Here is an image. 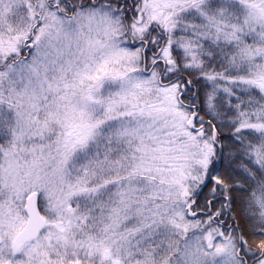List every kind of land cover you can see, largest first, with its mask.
<instances>
[{"label":"snow or ice","instance_id":"obj_1","mask_svg":"<svg viewBox=\"0 0 264 264\" xmlns=\"http://www.w3.org/2000/svg\"><path fill=\"white\" fill-rule=\"evenodd\" d=\"M0 264H264V0H0Z\"/></svg>","mask_w":264,"mask_h":264}]
</instances>
